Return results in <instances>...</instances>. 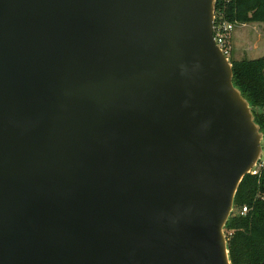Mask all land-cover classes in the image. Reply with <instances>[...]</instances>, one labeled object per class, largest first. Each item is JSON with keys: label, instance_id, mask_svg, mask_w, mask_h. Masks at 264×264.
Listing matches in <instances>:
<instances>
[{"label": "water", "instance_id": "95a60500", "mask_svg": "<svg viewBox=\"0 0 264 264\" xmlns=\"http://www.w3.org/2000/svg\"><path fill=\"white\" fill-rule=\"evenodd\" d=\"M217 0H0V264H232L264 132Z\"/></svg>", "mask_w": 264, "mask_h": 264}, {"label": "trees", "instance_id": "16d2710c", "mask_svg": "<svg viewBox=\"0 0 264 264\" xmlns=\"http://www.w3.org/2000/svg\"><path fill=\"white\" fill-rule=\"evenodd\" d=\"M220 20L238 25L264 24V0H217L216 25ZM231 62L234 84L256 108V122L264 132V57ZM244 206L250 211L239 215ZM235 208L238 211L225 228L232 264H264V170L243 179Z\"/></svg>", "mask_w": 264, "mask_h": 264}, {"label": "rangeland", "instance_id": "374dc122", "mask_svg": "<svg viewBox=\"0 0 264 264\" xmlns=\"http://www.w3.org/2000/svg\"><path fill=\"white\" fill-rule=\"evenodd\" d=\"M241 29L242 27L240 25L236 26L234 30V37L241 31ZM243 39H245L246 42L244 41L240 44L241 49H245L247 46L253 47L249 55L243 59L254 60V59H259V58L264 57V24H261V23L249 24L246 29V34L243 37ZM238 46L239 45H237L236 39L234 38L233 45H232L234 50H233L232 56L230 57L231 61H235L239 58L238 53L236 51V49H238L237 48ZM237 211L238 210L234 206V211L232 215L237 213Z\"/></svg>", "mask_w": 264, "mask_h": 264}, {"label": "built area", "instance_id": "2783aa9c", "mask_svg": "<svg viewBox=\"0 0 264 264\" xmlns=\"http://www.w3.org/2000/svg\"><path fill=\"white\" fill-rule=\"evenodd\" d=\"M229 1V0H227ZM238 24L229 23L224 20H220L214 27V36L217 45L221 48L224 55L230 59L233 54L232 38L234 30ZM244 25V24H243ZM264 170V142H263V155L257 165L251 171V175L258 176ZM250 211L248 206H244L238 211L239 215L245 216Z\"/></svg>", "mask_w": 264, "mask_h": 264}, {"label": "crops", "instance_id": "0c3cea01", "mask_svg": "<svg viewBox=\"0 0 264 264\" xmlns=\"http://www.w3.org/2000/svg\"><path fill=\"white\" fill-rule=\"evenodd\" d=\"M248 25L249 24L240 25L242 27L241 31L237 35H235V37H234V34H233L232 45H233V39L234 38L236 39L237 45H239L237 47L238 49H236V51L238 53V57H239L237 60H242L243 58L247 57L249 55V53L251 52L252 48H253L252 46H247L245 49H241L240 48V44L242 42H244V41L246 42V40L243 39V37L246 34V29H247ZM233 50H234V48H233Z\"/></svg>", "mask_w": 264, "mask_h": 264}]
</instances>
